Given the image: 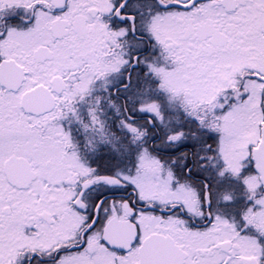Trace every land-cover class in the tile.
<instances>
[{
  "label": "snow or ice",
  "instance_id": "snow-or-ice-1",
  "mask_svg": "<svg viewBox=\"0 0 264 264\" xmlns=\"http://www.w3.org/2000/svg\"><path fill=\"white\" fill-rule=\"evenodd\" d=\"M0 264H264V0H0Z\"/></svg>",
  "mask_w": 264,
  "mask_h": 264
}]
</instances>
